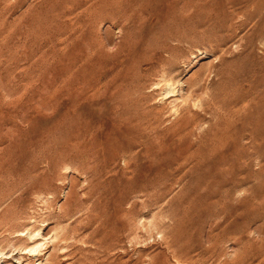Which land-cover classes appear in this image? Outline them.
<instances>
[{
    "label": "rangeland",
    "instance_id": "1",
    "mask_svg": "<svg viewBox=\"0 0 264 264\" xmlns=\"http://www.w3.org/2000/svg\"><path fill=\"white\" fill-rule=\"evenodd\" d=\"M0 264H264V0H0Z\"/></svg>",
    "mask_w": 264,
    "mask_h": 264
},
{
    "label": "bare ground",
    "instance_id": "2",
    "mask_svg": "<svg viewBox=\"0 0 264 264\" xmlns=\"http://www.w3.org/2000/svg\"><path fill=\"white\" fill-rule=\"evenodd\" d=\"M150 5V4H149ZM186 8H187V6H186ZM188 10V9H187ZM192 87V86H191ZM189 89V88H188ZM193 89V88H192ZM194 89H195V87H194Z\"/></svg>",
    "mask_w": 264,
    "mask_h": 264
}]
</instances>
